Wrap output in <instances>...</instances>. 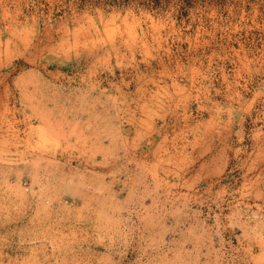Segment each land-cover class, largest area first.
Returning <instances> with one entry per match:
<instances>
[{"label": "rangeland", "instance_id": "1", "mask_svg": "<svg viewBox=\"0 0 264 264\" xmlns=\"http://www.w3.org/2000/svg\"><path fill=\"white\" fill-rule=\"evenodd\" d=\"M0 0V264H264V0Z\"/></svg>", "mask_w": 264, "mask_h": 264}, {"label": "trees", "instance_id": "2", "mask_svg": "<svg viewBox=\"0 0 264 264\" xmlns=\"http://www.w3.org/2000/svg\"><path fill=\"white\" fill-rule=\"evenodd\" d=\"M90 2L92 0H89ZM168 0H98L97 3H102L106 5H128L131 3H135L138 6L146 7L149 9H159L162 8L163 5L168 3Z\"/></svg>", "mask_w": 264, "mask_h": 264}]
</instances>
